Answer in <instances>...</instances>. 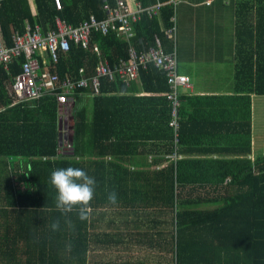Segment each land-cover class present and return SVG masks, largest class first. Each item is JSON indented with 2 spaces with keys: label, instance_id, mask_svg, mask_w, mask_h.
Masks as SVG:
<instances>
[{
  "label": "trees",
  "instance_id": "1",
  "mask_svg": "<svg viewBox=\"0 0 264 264\" xmlns=\"http://www.w3.org/2000/svg\"><path fill=\"white\" fill-rule=\"evenodd\" d=\"M137 1L144 7L169 0ZM61 3L57 9L53 0H0L5 42L10 45L25 23H39L45 32L56 16L72 25L88 12L104 17V0ZM229 3L235 94L186 97L184 105L181 97L177 127L170 125L171 109L161 95L167 80L148 65L138 78L150 97L129 95L122 81L102 79L99 95L79 93L90 101L88 114V104L75 95L65 151L57 141L63 109L54 97L16 100L8 85L21 72L23 57L7 70L0 66V264H151L136 257L142 248L164 253L165 264H264V154L245 158L250 96H264V0ZM175 11L167 3L158 15L142 14L132 24L130 43L147 48L156 34L168 47L164 29ZM90 44L83 49L70 43L57 63L48 61L49 71L79 77L83 69L89 77L99 62L126 58L127 41L115 31L93 33ZM69 166L95 179L87 221L78 218L81 205L67 212L56 207L50 173ZM111 191L115 204L107 199ZM108 212L114 217L106 219ZM99 251L104 254L98 262Z\"/></svg>",
  "mask_w": 264,
  "mask_h": 264
},
{
  "label": "built area",
  "instance_id": "2",
  "mask_svg": "<svg viewBox=\"0 0 264 264\" xmlns=\"http://www.w3.org/2000/svg\"><path fill=\"white\" fill-rule=\"evenodd\" d=\"M178 1L180 0L156 1L144 7L135 1L132 6L127 0H115L113 5L104 2L103 18L98 19L94 14H89L77 25H72L56 16L54 27L45 32L42 31L39 23L33 25L25 23L22 32L18 30L13 32L10 45L3 38L0 24V66L7 70L13 60L23 57L21 72L14 77L8 89L14 92L16 100L49 95L54 97L58 106H69L73 104L74 95L80 91L88 90L91 96L99 95L102 79L112 82L120 80L127 84L137 79L139 72L151 65L167 80L168 91L164 96L173 116L170 125L177 127L181 91L189 89L191 84L188 76L179 73L175 42L172 50L166 51L164 46H161L159 36L153 34L152 45L147 48L140 46L137 50L130 43V39L135 35L132 24L139 20L142 14L151 18L158 15L161 5L167 3L175 5ZM53 2L57 9L61 8V0H53ZM170 21L172 24L164 29V34L174 40L178 30L175 14L170 17ZM109 31H115L127 41L125 59H120L113 65L103 60L96 65L94 74L89 77L84 75L83 69L78 70L79 77L68 75L59 77L57 73L49 71L48 61L52 64L57 63L60 53L67 52L70 43L88 49L93 33L105 34ZM92 49L93 52L98 53L96 46H92ZM175 142H178V133H175ZM173 157H178V154H174Z\"/></svg>",
  "mask_w": 264,
  "mask_h": 264
},
{
  "label": "crops",
  "instance_id": "3",
  "mask_svg": "<svg viewBox=\"0 0 264 264\" xmlns=\"http://www.w3.org/2000/svg\"><path fill=\"white\" fill-rule=\"evenodd\" d=\"M134 1L138 2L137 0H127L131 6ZM104 2L109 3L106 0ZM229 2L230 0H180L175 4L178 28L176 39L167 38L164 34V38L168 39L169 45L167 47L161 42V46H164L166 51H171L175 42L179 62L178 70L181 74L189 76L191 87L181 91L182 105L185 104L186 97H227L235 94L233 90V15L229 9ZM32 9H35L34 5H32ZM89 14L95 15L94 12H88L87 16ZM223 32L225 35L224 42ZM169 46L171 47L169 48ZM125 85L129 89V95L135 97H150L153 95L146 93L141 88L139 78L129 81ZM161 95H164V93H161ZM250 97V150L245 158L252 161L257 155L264 154L259 153L255 148L256 146L260 147L264 143V139L260 136L256 137V124L260 125L262 123L259 118L253 117L255 114L260 116L264 110V98L259 99L261 96L257 95H251ZM80 98L88 104L89 110L90 101L88 97L80 95ZM192 102L193 106L194 103L198 104L197 100H192ZM199 102L202 103L204 100ZM155 106L154 109L159 108V106L157 108ZM256 107L258 109L260 107L262 111L256 112ZM205 143H207V140L203 139L201 145ZM195 155L197 154H193L191 157ZM207 156L232 157L231 154L216 151H208Z\"/></svg>",
  "mask_w": 264,
  "mask_h": 264
},
{
  "label": "clouds",
  "instance_id": "4",
  "mask_svg": "<svg viewBox=\"0 0 264 264\" xmlns=\"http://www.w3.org/2000/svg\"><path fill=\"white\" fill-rule=\"evenodd\" d=\"M178 66H179V62H178ZM79 93L77 94L80 95ZM75 95L73 97L74 99H75ZM74 99H73V104H74ZM73 104L69 106L59 105V108L63 109V114H68L67 116H69V120L72 119V117H70L72 116L70 115V109H72ZM62 116H60L59 118L62 119ZM49 183L52 185L53 188H55L57 192L56 207L60 209L62 212H67V211H71L74 206L81 205L82 207L79 211L78 218L81 221H87L90 213L89 205H90V201L93 199V193H94V185H95L94 177L89 176L88 173L81 168H75L69 166L66 168L53 169L52 172L50 173ZM107 199L109 203L112 204L117 203L116 192L115 191L109 192ZM57 226H58L57 224L53 225L54 228Z\"/></svg>",
  "mask_w": 264,
  "mask_h": 264
},
{
  "label": "rangeland",
  "instance_id": "5",
  "mask_svg": "<svg viewBox=\"0 0 264 264\" xmlns=\"http://www.w3.org/2000/svg\"><path fill=\"white\" fill-rule=\"evenodd\" d=\"M175 16H176V11H175ZM224 36L225 35H224V32H223V42H224ZM262 97L264 98V96H261V98H259V99H262ZM90 111H91V109L89 108L88 114L90 113ZM258 111L260 112V111H262V109L260 107H259V109H258V107H256V112H258ZM67 115L68 114H63V116H62V120L64 121V124H65V130L61 131V133L63 132L64 135H65V142L69 141L68 140V135L70 134V130H69V128H70V120H69V116H67ZM253 117L259 118L261 123L263 124V126H262V124H260V125L256 124L255 135H256V137L260 136V137H262L264 139V110L261 112L260 116H258V114H255V115H253ZM60 139L61 140L59 142L61 143L60 145L62 146V148H65V149H67L65 151H68V148H67L66 144L65 145L63 144L64 140L62 138H60ZM255 148H256L257 151H259V153H261V154L264 153V143L260 147L256 146ZM206 206H213V205H206ZM111 217H114V214H111V212H108V215L106 216V219H109ZM106 219H105V221H106ZM114 249H116V248H114ZM115 252H116L117 257L119 255H122V257L127 258L128 255H129L127 251H123V252L121 251L122 252V253L120 252L121 254L119 253V251H115ZM103 254H104V252L99 251V254H98L99 256H98V259H97L98 262L100 260H103ZM135 255H136V257H139L140 259H148V261L151 264L152 263L153 264H165V263H162V262L165 261V259L162 258V256H164V253L152 252V251L150 252L149 250H146V249L142 248V249L136 251ZM116 259H118V258H115L114 260L116 261Z\"/></svg>",
  "mask_w": 264,
  "mask_h": 264
},
{
  "label": "water",
  "instance_id": "6",
  "mask_svg": "<svg viewBox=\"0 0 264 264\" xmlns=\"http://www.w3.org/2000/svg\"><path fill=\"white\" fill-rule=\"evenodd\" d=\"M65 130V124H64V121L61 119V118H58L57 119V141H58V144H60V138H62L63 140H64V145L66 144V142H65V135H64V133L62 132L61 133V131H64ZM69 130H70V128H69ZM68 142L70 143V134L68 135Z\"/></svg>",
  "mask_w": 264,
  "mask_h": 264
}]
</instances>
